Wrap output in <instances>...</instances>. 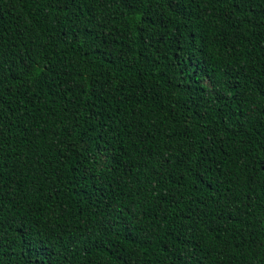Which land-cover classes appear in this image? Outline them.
<instances>
[{"label":"trees","instance_id":"16d2710c","mask_svg":"<svg viewBox=\"0 0 264 264\" xmlns=\"http://www.w3.org/2000/svg\"><path fill=\"white\" fill-rule=\"evenodd\" d=\"M0 264H264V0H0Z\"/></svg>","mask_w":264,"mask_h":264},{"label":"snow or ice","instance_id":"6c2138e0","mask_svg":"<svg viewBox=\"0 0 264 264\" xmlns=\"http://www.w3.org/2000/svg\"><path fill=\"white\" fill-rule=\"evenodd\" d=\"M168 2H169V3H173V2H175V0H168Z\"/></svg>","mask_w":264,"mask_h":264}]
</instances>
